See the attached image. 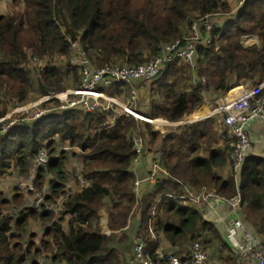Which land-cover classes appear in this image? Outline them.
I'll return each mask as SVG.
<instances>
[{"label":"trees","instance_id":"1","mask_svg":"<svg viewBox=\"0 0 264 264\" xmlns=\"http://www.w3.org/2000/svg\"><path fill=\"white\" fill-rule=\"evenodd\" d=\"M8 2L22 6L13 15H0V96L15 105L25 104L30 93L37 99L81 86V66L71 60L73 39L95 67L134 65L149 61L162 44L188 35L196 16L232 9L231 0H0V6ZM245 35H255L258 42L243 45ZM210 37L209 43L196 45L194 70L176 60L144 80L148 105L138 102L139 112L179 121L206 96L219 91L224 96L248 85L247 79L264 80V0H245L234 20L212 28ZM34 57L44 61L37 71L29 66ZM111 86L109 92L120 98L128 91L124 84ZM58 103L53 99L41 106ZM223 115L167 133L116 106L103 111L79 105L16 122L0 133V178L15 170L25 183L11 200L0 193V264H39L40 255L41 264H132L138 243L151 264H168L169 253L185 260L193 241L219 264H244L236 262L221 225L206 219L205 203L185 197L186 188L209 189L225 198L238 192L242 220L264 239V155H246L237 174ZM156 121L167 129L165 121ZM132 133L143 138L152 161L165 169L139 194ZM43 149L48 160L34 166ZM33 190L42 196L39 208L33 206ZM21 194L32 197L17 205ZM45 203H56L58 210ZM101 210L108 233L101 231ZM130 216H136L134 232L123 229Z\"/></svg>","mask_w":264,"mask_h":264},{"label":"built area","instance_id":"2","mask_svg":"<svg viewBox=\"0 0 264 264\" xmlns=\"http://www.w3.org/2000/svg\"><path fill=\"white\" fill-rule=\"evenodd\" d=\"M235 5L228 12H217L215 14H205L196 16L191 20L190 30L188 35H184L173 41L166 42L160 46L159 52L149 59L147 62L137 63L134 65H120L109 66L104 65L100 67L93 66L86 58L84 51L79 48V42L77 39L71 41V60L77 62L81 66V86L79 88H67L57 91H51L45 95L39 97L32 106L29 107L30 113L26 112L25 116L13 115L0 116V124H8L10 126L4 128L0 125V133L8 131L16 122H31L39 119L47 114L52 113L57 109L67 110L68 108L76 107L79 105L84 106L87 110L101 109L106 111L112 106H116L120 110L133 115L135 118L151 123L155 129H158L161 133H167L173 130L174 123L165 121V125L168 129L162 130L161 126L155 122V120L149 118L138 112V90L136 82H144V80L152 79L163 73L169 64H172L176 60L182 58L188 62L191 70H194V56L195 48L198 43H209L211 40L210 31L217 24L211 21V18L218 16H230L236 15L242 7L245 0H235ZM36 59V57H34ZM124 84L128 86V91L122 97L114 96L109 91H103L108 85ZM250 88L243 92L242 95L233 99L229 104L223 103L219 106V113H223L224 125L228 128L232 135L231 151L229 157L233 163L234 170L239 171L243 160L246 156V150L250 145L249 133L246 130V125L252 118L262 116L264 111V81L259 84L252 85ZM56 93H63L61 96L55 95ZM57 99L59 103L53 107H44L41 104L48 100ZM126 101L129 105L123 104L121 101ZM25 106V105H24ZM20 106L17 110L23 108ZM209 109V113L202 116H194L193 118H186L180 121L181 124L197 121L209 116H213L218 112L211 110L206 103L200 102L191 107V113L194 115L196 110H200L203 107ZM39 109L37 112H32L34 109ZM16 118V121L14 119ZM164 121V120H163ZM131 138L133 140L134 149L136 152V158L141 154L140 151L144 149V140L137 133H132ZM69 150H73V146L67 147ZM48 160L45 150H40L33 159L34 166L45 164ZM160 172H165L157 163H153V167L148 172V178H152L154 181L155 175ZM28 181L32 179V176L27 177ZM138 178L134 181V189L137 190L139 185ZM79 181L83 184L85 180L79 177ZM30 189H33L29 186ZM186 198H190L193 204L205 203L206 215L211 214L207 211V207H210L212 200H220L228 205V211L223 216H218V220L222 222L226 238L230 246L235 249L236 262H242L244 264H264V239H261L254 233L252 227L247 225L239 214L240 210V196L237 192L235 195L225 198L219 196L212 191L205 188L199 190V192L193 193L186 188ZM137 194V193H136ZM33 206L39 208L43 203L42 196L37 190H33ZM45 206L56 212L58 205L56 203H45ZM225 216V217H224ZM224 217V218H223ZM231 220V221H230ZM105 225V221H104ZM248 226L250 228H248ZM153 236V233H152ZM162 253V252H160ZM135 256L138 264H151L147 258L142 244L135 246ZM38 257V258H37ZM37 263H42V255L37 256ZM168 264H219L217 260L212 259L208 253L202 248L198 241H193L187 248L186 260H181L174 253L167 255Z\"/></svg>","mask_w":264,"mask_h":264},{"label":"rangeland","instance_id":"3","mask_svg":"<svg viewBox=\"0 0 264 264\" xmlns=\"http://www.w3.org/2000/svg\"><path fill=\"white\" fill-rule=\"evenodd\" d=\"M231 3H232V6H234L236 2L234 0V3H233V0H231ZM19 6H22L21 2L20 3H18V2H15V3L8 2L6 5L0 6V15L1 14H3V15H13L18 10ZM220 20H222L221 23L219 22ZM232 20H234V16H232V15H230V16H218V17L211 18V21L213 23H220V24H222V26H225L229 21H232ZM36 59H37V57H36ZM36 59H34V60H36ZM178 60L182 61L189 69H191L188 62L184 61L182 58H180ZM194 61H195V57H194ZM43 65H44V61L43 60H36V63L33 62V63L29 64V66L33 70L35 69V71H37V69L39 67H42ZM67 82L69 83L70 80H68ZM144 86H145V84H142V82H140V81H138V83H136V87H137V90H138V102H141L140 103L141 107H144L146 102H147V105H148V95H145V93L147 92V89L145 90ZM242 86H244V85H242ZM246 86H244V87H246ZM113 90H114V88L112 86H110V85H108L105 88H103V91H113ZM62 94L63 93H56L55 95L61 96ZM34 96L35 95L33 93H30L27 102L24 104L25 106L23 105L24 107L19 109V110H17V109L20 107V105H15V103H12V102H6L8 100L3 98L2 96H0V111H3L5 109H9V110H6L5 113L1 114L0 116H4L5 115V116L12 117L13 115H20L24 111H25V113L22 114V116H25L27 111H28L27 114H29L30 113L29 107L32 106L33 104H35L34 101H36L38 99V98L35 99ZM224 97H225L224 99H227L226 95H224ZM121 102L123 104H125V105H129V103L126 102V101L122 100ZM203 103H205V102H203ZM209 106H211V110L212 109L218 110L217 108H219L220 104H219L218 100H216V101L214 100L213 102H211V104H209ZM38 110H39L38 108L34 109V110L31 111V113L32 112H37ZM190 113H191V110H189V112L187 113L186 117H184V119L188 118ZM219 114H221V113H219ZM14 121H16V118L14 119ZM179 121H181V120H179ZM2 125L4 126V128H7L8 126H10V123L2 124ZM0 132H1V130H0ZM252 149H253V145H252ZM140 154L141 155L138 158H136V161H134V164H133L134 171H136L139 174V175L137 174V177H136V178L139 179L138 180L139 185H138L137 190H136L137 194H139L140 192H143L144 191L143 189L146 188L148 184H150V185L152 184V181H151L152 178L151 179L148 178L149 177L148 176V172L153 167V163H154L152 161V155L149 152L146 153L145 149L141 150ZM145 157L147 159H149L148 162L146 161V159H144ZM143 160H144V163H145L144 167H143ZM14 172H15V170H13V171H11L9 173H6L5 175H3L2 178H0V190H2V191H0L1 196H3V197L6 196L10 200L12 199L13 194H15L14 192H17L18 190H20V186H22L25 183L23 181V179H20L18 177L19 175H17V174L15 175ZM237 174H238V172H237ZM207 190H209V189H207ZM209 191H212V190H209ZM19 197H20V202L17 203V205L23 204L24 202H26L32 196L30 194L27 195V196H25L24 194H21V195H19ZM32 201H33V198H32ZM212 204L213 203L210 202V207L209 206L207 207V211L209 213H211V214H214L216 212L214 211V208H213ZM202 212L206 213L205 208H202ZM100 213H101L100 214V218L101 217L102 218H106V215H104V212L102 210L100 211ZM135 218H136V216L135 217L130 216L128 221H127V223H126V226H125L126 228L124 227L125 229L124 228L123 229L124 230H129L131 228V225L133 224V220ZM100 224H101V222H100ZM102 225H104V223ZM248 228H250V227L248 226ZM31 229L38 230L39 228L37 226L32 225ZM38 234H40V231H38ZM133 249H135V245L133 246ZM132 264H138V261L134 260L132 262Z\"/></svg>","mask_w":264,"mask_h":264},{"label":"crops","instance_id":"4","mask_svg":"<svg viewBox=\"0 0 264 264\" xmlns=\"http://www.w3.org/2000/svg\"><path fill=\"white\" fill-rule=\"evenodd\" d=\"M219 22L221 23L222 20H220ZM220 23H217V25L220 27H224ZM257 42H258V40H257V37L255 35H245L241 39V43L245 46H248V45H251V44L257 43ZM245 75H246V71H245ZM247 81H248V85L246 87H244L245 85L244 86L239 85L240 87H236L234 89H231V91L228 93V95L226 94L227 98L230 99V98L236 96L237 94H239L241 92V94H239L237 96V97H239L240 95L243 94L244 91L248 90L250 88L249 86H250V84H252V82L249 79H247ZM218 93L219 94L217 96H212L210 98L208 96H206L207 98L205 99V101L207 103L211 104V102H213L214 100L215 101L218 100L219 104L222 105L224 103L223 99L225 97L222 95V93H220V91ZM208 113H209V109L207 107H205V110L201 114L196 115V116H202V115H205ZM194 116H190V118H193ZM246 130L249 133V138H250V145L246 150V155H255V156L264 155V111H263L262 116H258V117H255V118H252L251 120H249V122L246 125ZM252 145H253V149H252ZM146 153H148L147 150H146ZM150 154L152 155V153H150ZM144 159H146L147 162L149 160L146 157ZM144 165H145V163L143 160V167H144ZM135 173H136V175L138 174L136 171H135ZM149 186H150V184H148L147 187L144 188L143 190L145 191L147 188H149ZM143 192H141V193H143ZM212 203H213L212 205H213L214 211L216 213L208 214L207 218L206 217L205 218L208 219L209 221L212 220L213 222H215L217 224V226L221 225V228H223L222 222H220L217 217L223 216L227 213L228 205L225 202L220 201V200H212ZM103 212H104V215H106L104 210H103ZM99 221L101 222V224H100L101 230H104L105 227L102 224L104 221L105 222L107 221V215H106V218L101 217L99 219ZM136 229H137V220L135 218L133 220V224L131 225V228L129 230H125V231L126 232H128V231L134 232V231H136Z\"/></svg>","mask_w":264,"mask_h":264},{"label":"clouds","instance_id":"5","mask_svg":"<svg viewBox=\"0 0 264 264\" xmlns=\"http://www.w3.org/2000/svg\"><path fill=\"white\" fill-rule=\"evenodd\" d=\"M232 16H234V15H232ZM236 17V15L234 16V18ZM215 26H218L217 24L215 25ZM214 26V27H215ZM213 27V28H214ZM264 81V80H263ZM136 83H138V81L136 82ZM261 83V82H260ZM259 84V83H258ZM252 85H256V84H253L252 83ZM59 90H62V89H59ZM57 91V90H56ZM202 102H205L207 105H208V107H210L211 108V106H209V104L204 100V101H202ZM24 104H20V106H23ZM221 105V104H220ZM137 107H138V102H137ZM213 110H216V109H213ZM139 112V111H138ZM216 112H218V111H216ZM139 113H141V112H139ZM142 114V113H141ZM217 114H219V112L218 113H216L215 115H213V116H216ZM144 115V114H143ZM146 116V115H145ZM148 117V116H147ZM210 117V116H209ZM150 118V117H149ZM207 118V117H206ZM153 119H161V120H164V121H167V120H165V119H162V118H153ZM204 119V118H203ZM183 120H185V119H183ZM201 120V119H200ZM182 121V120H181ZM198 121V120H197ZM167 122H172V123H174L173 125H174V128L176 127V126H178V125H180L181 123H180V121H167ZM193 122H195V121H193ZM149 123V122H148ZM189 123H192V122H189ZM151 124V123H150ZM183 124H185V123H183ZM173 128V129H174ZM155 129V128H154ZM156 130H158V129H156ZM103 211V210H102ZM107 222V221H106ZM106 222H105V225H103L104 227H105V229L104 230H101L102 232H106V233H108V232H110L109 231V229H108V227H107V225H106ZM104 223V222H103ZM249 225V224H248ZM250 227H252L251 225H249ZM182 260V259H181ZM186 260V259H185ZM184 261V260H183Z\"/></svg>","mask_w":264,"mask_h":264},{"label":"bare ground","instance_id":"6","mask_svg":"<svg viewBox=\"0 0 264 264\" xmlns=\"http://www.w3.org/2000/svg\"><path fill=\"white\" fill-rule=\"evenodd\" d=\"M244 90V89H243ZM242 90V91H243ZM239 94H241V92L239 93ZM239 94H237L236 96H234V97H232V98H230V99H223L224 100V103L225 104H229L234 98H236ZM218 110H219V108H217ZM217 110H215L214 112H216Z\"/></svg>","mask_w":264,"mask_h":264}]
</instances>
